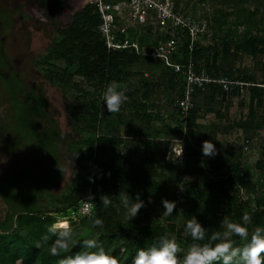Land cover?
<instances>
[{"label": "trees", "instance_id": "16d2710c", "mask_svg": "<svg viewBox=\"0 0 264 264\" xmlns=\"http://www.w3.org/2000/svg\"><path fill=\"white\" fill-rule=\"evenodd\" d=\"M199 1L212 3L207 19L214 43L204 44L201 38L196 42L193 53L196 71L204 70L211 78L244 84L230 85L229 90L219 83L195 86L187 117L179 106L186 88V74L138 53L134 47L109 48L99 29L102 20L93 3L76 11L68 25H56L55 40L46 52L36 57L35 65L48 83L59 87L67 100L73 129L79 133L71 143V151L76 154V176L56 196L49 189L56 178H48V175L45 186L37 187L38 192L33 190L34 194L29 197L15 192L13 201L9 188L0 191L9 206V212L0 221V264H60L62 258L79 251L80 242L96 231L100 232L99 240L104 248L110 249L123 264H133L139 249L153 245L163 235L176 240L177 255L182 257L193 243L184 231L186 221L193 215L206 227L205 239L210 243H214L209 239L213 233L223 231L224 219L241 223L245 213L251 218L247 225L249 238L256 229L264 228V175L256 183L250 179L251 173L241 156L248 146H223L213 133L215 124L202 135L197 122L204 114L197 98L213 104L219 98L228 100L235 93L246 92L248 115L235 120L232 127L253 134L263 128L264 70L256 62L250 72L237 73L234 64L242 56L264 58V0ZM59 2L42 0V5L55 9ZM147 28V33H140L134 27L126 32L117 30V38L122 42L138 41L145 48L164 39L163 33H153ZM178 36L180 47L174 60H179L180 56L186 58L189 53L188 34L181 29ZM2 61L0 56V71L6 64ZM152 61L160 65L161 76H146ZM256 69L263 71L262 78ZM112 81L124 86L128 100L119 111L110 113L101 96L106 84ZM176 88H181L180 96L171 97L169 104L178 109L174 132L184 137L185 158L173 163L166 158L170 137L166 131L155 129L153 123L160 121L173 128L155 104L167 89ZM26 98L25 109L21 105L19 108L23 117L19 125L28 131L27 142L32 139L37 150L52 151L56 140L63 135L53 125L54 119L51 125L42 127V121L49 116L48 102L33 91L27 92ZM226 114L216 111L219 118ZM137 123H141L139 128H136ZM136 134L143 143L144 164L139 163L141 158L132 155L127 145V138ZM205 140L214 143V156L202 155ZM188 174L194 179H184ZM19 188L16 190L23 187ZM122 188L133 198L139 193L145 201L146 206L132 220L125 215L118 200L107 209L100 205L102 194L116 195ZM90 194L95 196L92 212L81 215V204ZM41 195L48 199L47 207L38 204ZM164 199L176 202L172 215L155 213L156 203L164 210ZM26 200L29 205H22ZM68 213L79 219L70 225L75 230L73 243L67 251L53 256L50 244L55 237L47 244L41 237L52 223L65 219ZM95 217L103 219L102 230L93 227L91 218ZM232 239L238 240V237Z\"/></svg>", "mask_w": 264, "mask_h": 264}, {"label": "rangeland", "instance_id": "374dc122", "mask_svg": "<svg viewBox=\"0 0 264 264\" xmlns=\"http://www.w3.org/2000/svg\"><path fill=\"white\" fill-rule=\"evenodd\" d=\"M185 15L191 18H207L213 9L212 3L207 1L201 3L199 0H176ZM89 0H60L58 6L53 9L42 7L39 0H0V9H6L11 14L10 22L6 20V14L0 13V48L8 56L6 64L0 71V185L7 183L2 189L9 188L12 200L15 192L22 193L29 197L34 194L37 187H44L46 175L48 178H56L49 186L51 193L56 196L66 188L76 176V154L71 151V143L79 137L74 131L72 117L66 108L67 100L64 98L59 87L48 83L43 74L37 69L35 59L52 45L56 38V25L66 26L71 22L74 13L84 8ZM198 15V17H195ZM119 25L122 22L118 23ZM140 33H147V27H135ZM204 44L214 43L212 33L209 31L205 37H201ZM3 62V61H2ZM264 70V58L254 59L249 56H242L235 62V71L250 72L255 63ZM146 72L149 78L162 75V69L157 61H152ZM3 72V73H2ZM260 78L263 71L256 69ZM33 91L47 102L48 119L42 121V127L53 124L63 137L56 140L52 151L34 145L32 139L27 142L28 131L26 127L19 125L23 119L20 105L23 110L26 105L27 92ZM181 88L174 90L167 89L165 95L157 99L155 108L165 114L166 121L172 123L169 128L164 122L153 123L155 129L166 131L170 137L168 144L169 155L175 153L180 155L176 158H185L183 153L184 137L176 136L174 127L178 124V109L169 104L171 97H179ZM202 105L203 116L198 119L202 135L211 130V124H215L214 134L223 146H248V149L241 153L244 165L251 173L252 182H258L264 175V110H262L263 128L256 134L246 132L242 129L232 127L233 122L246 118L248 115L249 95L244 92L233 94L228 100L219 98L215 103H204L197 98ZM214 110V111H211ZM216 111L227 113L219 118ZM141 123L136 124L139 128ZM144 125V124H143ZM146 127V126H145ZM150 131L153 129L150 128ZM138 134L127 138V145L132 155L144 164L143 143ZM244 149V148H243ZM175 152V153H174ZM144 160V159H143ZM184 179L192 180V175H185ZM20 191L16 189H20ZM262 190V187L260 188ZM48 199L41 195L38 204L47 207ZM22 205H29L26 200ZM154 211L157 214L163 213L159 203L155 204ZM9 212V206L0 192V221ZM68 213L65 216L69 222H78ZM172 215V214H171ZM163 216V215H162ZM63 220V219H59Z\"/></svg>", "mask_w": 264, "mask_h": 264}, {"label": "clouds", "instance_id": "9594fccd", "mask_svg": "<svg viewBox=\"0 0 264 264\" xmlns=\"http://www.w3.org/2000/svg\"><path fill=\"white\" fill-rule=\"evenodd\" d=\"M102 102L108 112L119 111L121 105L128 100L124 86L118 82L112 81L106 84L102 96ZM215 145L210 140L202 143L201 151L205 157H211L216 154ZM175 153V152H174ZM180 157L175 153L169 155L173 163ZM94 194L87 196L86 201H94ZM118 200L122 205L125 215L132 220L138 215L139 210L145 207V201L137 193L135 198L128 194L125 188L116 195L102 194L100 196V205L107 209L113 206V201ZM149 203L151 200L148 201ZM164 211L162 215L168 216L173 213L176 207L175 201L164 199L162 201ZM92 225L96 229L103 228V219L100 217L91 218ZM250 215L245 213L241 217V223L228 221L222 222L223 231H217L210 236V243L206 241L205 226H203L196 216L188 219L184 226V231L191 238V243L187 252L182 257L177 255L179 245L174 238L166 235L160 237L159 241L153 245L141 248L137 251L133 264H215L220 261L222 264H264V228L256 229L249 238L247 225L250 223ZM51 234V235H49ZM75 236L74 228L67 223H52L47 233L41 237V240L47 244L51 237L50 252L53 256L60 252L67 251L73 243ZM100 232L96 231L91 236L80 242V250L68 255L60 260V264H123L117 256L106 250L99 240ZM238 237V240L232 239ZM241 244L243 246H241Z\"/></svg>", "mask_w": 264, "mask_h": 264}, {"label": "built area", "instance_id": "2783aa9c", "mask_svg": "<svg viewBox=\"0 0 264 264\" xmlns=\"http://www.w3.org/2000/svg\"><path fill=\"white\" fill-rule=\"evenodd\" d=\"M96 7L101 17L100 31L106 39L109 48L134 47L138 53L151 56L162 61L176 72H184L187 77L184 96L179 100V106L185 117L188 116L193 104L195 86L206 83H219L229 90L230 85H243L244 82L228 79L211 78L204 70L196 71L193 59L196 42L210 31L207 18H191L185 15L176 0H121L109 2L107 0H89ZM122 22L121 25L118 23ZM147 26L153 33L161 32L165 36L151 47H141L138 41H120L117 30L126 32L130 27ZM185 30L189 37V53L186 58L180 56L174 60L173 56L180 47L179 30ZM86 199V198H85ZM94 202L83 200L79 213L90 215Z\"/></svg>", "mask_w": 264, "mask_h": 264}, {"label": "flooded vegetation", "instance_id": "af4514ba", "mask_svg": "<svg viewBox=\"0 0 264 264\" xmlns=\"http://www.w3.org/2000/svg\"><path fill=\"white\" fill-rule=\"evenodd\" d=\"M39 2H40V5L42 6V7H46L47 9H49V7H47V6H43L42 5V0H39ZM2 11L1 12H4L5 14H6V20L8 21V22H10V19H11V14L9 13V11L8 10H6V9H1ZM0 20H2V18H0ZM10 24H11V22H10ZM2 37H1V35H0V40H2L1 39ZM0 56H1V59L3 58V61L6 63L7 62V59H8V56H7V54L5 53V52H3L2 51V49L0 48Z\"/></svg>", "mask_w": 264, "mask_h": 264}, {"label": "bare ground", "instance_id": "6f19581e", "mask_svg": "<svg viewBox=\"0 0 264 264\" xmlns=\"http://www.w3.org/2000/svg\"><path fill=\"white\" fill-rule=\"evenodd\" d=\"M59 223H61V224H63V223H67L68 225H69V222H68V220H65V219H63V220H60V221H58Z\"/></svg>", "mask_w": 264, "mask_h": 264}, {"label": "crops", "instance_id": "0c3cea01", "mask_svg": "<svg viewBox=\"0 0 264 264\" xmlns=\"http://www.w3.org/2000/svg\"><path fill=\"white\" fill-rule=\"evenodd\" d=\"M7 183H9V181H7ZM7 183H3L2 185H0V191L2 190V187H3L4 185H6Z\"/></svg>", "mask_w": 264, "mask_h": 264}]
</instances>
